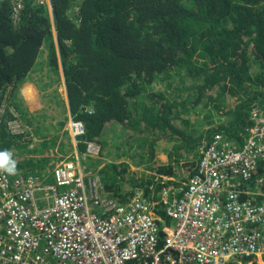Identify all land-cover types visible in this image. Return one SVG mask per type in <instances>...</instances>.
<instances>
[{"label": "trees", "instance_id": "16d2710c", "mask_svg": "<svg viewBox=\"0 0 264 264\" xmlns=\"http://www.w3.org/2000/svg\"><path fill=\"white\" fill-rule=\"evenodd\" d=\"M24 4L21 21L15 23L12 0H0V107L8 89L14 98L13 92L26 82L44 50L49 66L58 73L56 31L71 114L85 128L79 138L81 151H86L88 141L106 145L102 136L108 124L132 129L135 139L141 133L153 137V143L168 136L177 141L169 163L149 171L180 177L197 169L200 148L215 134L237 138L248 126L251 111L264 110V0H51V6L47 1L25 0ZM174 75L191 79L189 88L196 91V100L188 103L189 99L180 101L172 95L165 102L152 93L154 81ZM216 87L235 104L222 113L226 123L201 132L190 118L207 110L204 95L215 93ZM24 90L27 95L31 92L26 86ZM145 95L147 103H139ZM132 103L136 115H131ZM214 107L220 110L216 103ZM5 112L0 151L11 152L21 137L8 129L13 111ZM173 117L181 122L172 123ZM183 125L194 130L186 133ZM43 159L35 163L46 162ZM183 167L188 172L182 173ZM128 169V164H110L101 172L106 188L119 200L129 199L135 188L148 191L156 183L154 174L151 179L133 175L128 180ZM246 190L254 191L259 201L264 199V157Z\"/></svg>", "mask_w": 264, "mask_h": 264}, {"label": "built area", "instance_id": "2783aa9c", "mask_svg": "<svg viewBox=\"0 0 264 264\" xmlns=\"http://www.w3.org/2000/svg\"><path fill=\"white\" fill-rule=\"evenodd\" d=\"M24 2L12 0L15 23ZM12 114V134L31 128ZM247 125L237 138L215 134L194 172L136 188L126 200L87 166L99 152L92 141L80 156L54 155L47 168L0 169V264H257L264 199L246 188L264 157V110L254 108ZM73 127L85 132L80 122Z\"/></svg>", "mask_w": 264, "mask_h": 264}, {"label": "rangeland", "instance_id": "374dc122", "mask_svg": "<svg viewBox=\"0 0 264 264\" xmlns=\"http://www.w3.org/2000/svg\"><path fill=\"white\" fill-rule=\"evenodd\" d=\"M55 39L59 56L58 73L49 66L50 61L47 59L48 53L46 50H44L43 54L38 58L32 70L33 72L35 71L34 74L38 77L42 76L40 80V85L42 87L39 85L40 90H46L44 93L41 91L40 94H37V102L39 101L37 106L34 104L36 100V92L31 90L30 86H26L28 91L31 90L27 95L29 100L26 102L24 95L20 93V87L23 88L24 86L22 84L17 90H15V92H13L14 98H11L12 92L11 89H8L5 95L6 102L0 107V110H5L6 107V109L8 108L19 114L23 123L26 125L29 124L36 136L32 139L30 138L31 141L28 143H19L14 147V150L11 151L13 153V159L17 161L16 164L24 166L25 172L31 171L30 163H33L36 159H41L39 157L46 158L50 161L51 159H54V155H57V159L62 160L66 158L68 154L73 155L77 152L76 148L74 149L73 146L74 142H71V140L68 139V137L70 138L69 129L63 131V127H65L67 123L64 120L66 115L64 100H66V97L62 95L65 90L66 78L56 31ZM44 65H46L47 68L42 69V66ZM33 72H30L28 76L31 79L33 78ZM46 75H48V77H46ZM192 85L193 82H191V79L174 75L166 81L160 79L154 81L151 84V90L152 93L157 94L160 97V101L163 100L166 102L169 98L173 99L172 95H174L180 101L189 99V103L197 99V95L195 94L196 91H192L189 88ZM261 89H264V86H262ZM211 95H214L213 100L209 98ZM204 97L206 102H202V105L204 106L205 103H209V107H207L208 115L206 114L207 110L205 109L190 118L192 123L196 124V130H200L199 127H202L201 132L216 125L226 123L227 116L222 115V113L235 104V99H229L225 94H222L219 87H216L215 93L212 92L211 94H205ZM10 100L13 102L8 103ZM147 101L148 98L147 95H145L139 103L142 102L144 104V102L147 103ZM215 103L220 106V110L214 109ZM133 105L135 104H130V109H132L131 115H136V112H138V110H136L137 106ZM191 105L192 103L188 106ZM34 106H36V108L32 109ZM5 113L6 112H4L3 115H5ZM171 122L175 124L177 122L180 123L181 121L173 117ZM177 126L180 127L179 124ZM181 128L182 131L186 133H190L194 130L189 127L186 129L185 125L181 126ZM106 129L108 131L102 136V139L107 140L108 143L106 145L98 143L99 152L93 153L91 160H87L86 164L89 168H100L101 172L105 166L110 164H116L117 166L128 164V171H130V176L127 177L128 180H130L133 175L136 176L137 179L141 178L142 175L151 179V175L156 172L149 170L168 164L170 153H173L177 143L175 139H170L168 136L158 139L157 142L153 143V137H144L143 133H141L142 139H135L132 136L134 135L133 130H125L121 127V124L114 125V127H111V125L108 124ZM162 134V132H159L158 135L160 136ZM28 136L29 134H27L25 138ZM185 160L186 159L181 160V165ZM51 163H46L43 167L47 168L48 166H51ZM180 171L182 173L188 172L186 167H183ZM153 177L157 178L161 177V175L154 174ZM160 180L161 178L158 179L156 185L160 184ZM54 181V178H52L49 182Z\"/></svg>", "mask_w": 264, "mask_h": 264}, {"label": "crops", "instance_id": "0c3cea01", "mask_svg": "<svg viewBox=\"0 0 264 264\" xmlns=\"http://www.w3.org/2000/svg\"><path fill=\"white\" fill-rule=\"evenodd\" d=\"M41 62V61H40ZM39 62V63H40ZM45 69V68H47V66L46 65H44V66H42V69ZM33 72V71H32ZM35 73V71L32 73V79L30 78V77H28L27 78V80H26V82L25 83H23V88L22 87H20V93L21 94H23L24 95V99L26 100V102H28V100H29V98H28V96H27V94H26V92H25V90H24V87L25 86H30V88H31V90H33V91H35L36 92V100H35V105L37 106V104H38V102H37V100H38V97H37V94H40V92L42 91L43 93L46 91V90H40V87H42L41 85H40V80H41V78H42V76L41 77H38L37 75H35L34 74ZM29 76V75H28ZM54 76H56V75H54ZM38 77V78H37ZM46 77H48V75H46ZM58 77V76H57ZM58 79V78H57ZM39 80V81H38ZM63 81H64V77H63ZM65 83V82H64ZM39 85H40V87H39ZM63 96H65L66 97V100H64V105L66 106V115H65V117H64V120L67 122L66 123V125H65V127H63V131L64 130H66V129H69V136H70V138L68 137V139L69 140H71V142H74V144H73V146H74V149L76 148V150H78V152H76V153H78L77 155L78 156H80V155H82V154H84V151H81V150H79L78 148L80 147L79 145H80V137H76L75 135H73V133H72V125H73V116H72V114H71V109H70V105H69V94H68V88H67V85L65 84V90H64V92H63V94H62ZM34 96V95H33ZM63 98V97H62ZM29 103H31V102H29ZM32 104V103H31ZM36 106H34V107H32V109H34V108H36ZM39 108V107H38ZM65 138V137H64ZM66 140V139H65ZM85 142V141H84ZM38 158V157H37ZM39 158H43V157H39ZM54 158V157H53ZM45 160H46V162H42V163H38V164H36L35 163V161H38L37 159L33 162V163H30L31 164V166H30V169H31V171H37L38 169H40V168H43V166L46 164V163H51V161L52 160H54V159H52L51 161H49V160H47L46 158H45ZM16 163H17V161H16ZM16 166H17V168H24V166H22V165H20V164H16ZM264 264V261H263V259H261L257 264Z\"/></svg>", "mask_w": 264, "mask_h": 264}, {"label": "clouds", "instance_id": "9594fccd", "mask_svg": "<svg viewBox=\"0 0 264 264\" xmlns=\"http://www.w3.org/2000/svg\"><path fill=\"white\" fill-rule=\"evenodd\" d=\"M49 6H51V0H50V5ZM13 119V118H12ZM9 121V120H8ZM73 122H80V123H82L81 121H76L74 118H73ZM8 123V122H7ZM82 125H83V123H82ZM0 126H1V124H0ZM27 126H29V127H31L29 124L27 125ZM83 127H84V125H83ZM72 133H73V135H75L76 137H80L81 135H83V134H75L74 133V128L75 127H73V125H72ZM9 129V128H8ZM33 129H32V127L29 129V128H27L26 129V131L25 132H23V133H21V134H13V135H19L20 137H21V143H28L29 141H31L30 140V138L32 139L33 137H36L35 136V134H34V132L32 131ZM84 131H85V128H84ZM27 134H29V136L27 137V138H25V136L27 135ZM88 142H91V141H88ZM87 142V143H88ZM92 142H95V141H92ZM96 143V142H95ZM97 145H98V143H96ZM88 146V145H87ZM79 150H80V148H78ZM86 151H87V148H86ZM86 151H84V153L86 152ZM77 152H78V150H77ZM75 154H77V153H74L73 155H75ZM68 155H72V154H68ZM57 158V157H56ZM52 160V159H51ZM89 160H91V157L88 159V161ZM0 169H3L6 173H8L9 175H14L15 173H16V171H17V166H16V161L13 159V153L12 152H10V151H7V150H5V151H0ZM164 177H168V176H161L160 178L162 179V178H164ZM157 183V182H156ZM156 183H155V185H156ZM105 185V184H104ZM106 187V186H105ZM136 189V188H135ZM135 189H134V191H135ZM108 190V189H107ZM109 191V190H108ZM134 191H133V193H134ZM110 192V191H109ZM263 259V261H264V257L262 258Z\"/></svg>", "mask_w": 264, "mask_h": 264}, {"label": "bare ground", "instance_id": "6f19581e", "mask_svg": "<svg viewBox=\"0 0 264 264\" xmlns=\"http://www.w3.org/2000/svg\"><path fill=\"white\" fill-rule=\"evenodd\" d=\"M263 264V263H262Z\"/></svg>", "mask_w": 264, "mask_h": 264}]
</instances>
